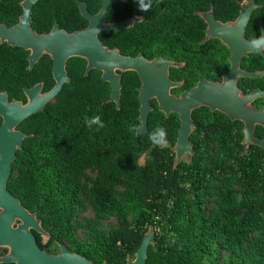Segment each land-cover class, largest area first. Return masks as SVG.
<instances>
[{"label": "trees", "instance_id": "16d2710c", "mask_svg": "<svg viewBox=\"0 0 264 264\" xmlns=\"http://www.w3.org/2000/svg\"><path fill=\"white\" fill-rule=\"evenodd\" d=\"M21 0H0V22L15 24ZM96 13L102 0H80ZM240 0H120L109 5L106 21L138 15L131 27L98 34L102 44L121 54H143L147 59L163 57L183 63L169 69L173 81L182 80L178 94L202 78L220 80L229 68V53L217 39L200 44L205 23L198 10L213 8L220 21L233 20ZM245 28L252 40L264 24V0H254ZM149 4L147 11L140 3ZM31 27L47 32L54 22L68 32L87 25L73 0H38L32 6ZM27 51L0 43V91L8 99L24 101L23 88L41 82L42 91L53 85L51 60L42 55L27 70ZM241 67L264 69L263 54L251 53ZM69 81L42 111L24 119L18 129L27 135L16 151L7 180L8 191L29 211L41 218L45 229L70 251L94 264H124L132 256L144 232L153 226L155 245L147 248L146 264H264V149L251 145L244 150L242 124L218 111L198 107L191 113L196 127L189 136L193 146L190 162L173 168L171 146L176 140L179 119L165 116L150 101L147 131L136 135L139 101L135 72L121 73L120 108L107 102L110 87L98 70L84 75L85 61H66ZM244 93L264 90L261 78H239ZM263 100H254L261 107ZM98 115L104 127H87L85 117ZM156 127H163L166 142L149 140ZM134 129L130 131L129 129ZM256 137L264 128L256 126ZM142 158V162L139 159ZM89 172L94 173L90 176ZM88 201L94 219L88 220L90 241L75 237V217ZM115 216L116 226L98 229L101 219ZM4 250L0 248V254ZM12 264V263H10Z\"/></svg>", "mask_w": 264, "mask_h": 264}, {"label": "water", "instance_id": "95a60500", "mask_svg": "<svg viewBox=\"0 0 264 264\" xmlns=\"http://www.w3.org/2000/svg\"><path fill=\"white\" fill-rule=\"evenodd\" d=\"M37 1H20L21 14L15 24L8 26L0 22V43L18 46L27 51V70H31L42 55H47L52 63L51 74L54 81L53 86L45 92L41 91V82L32 87H24V103L15 99L8 101L7 92H0V248L6 249L4 254H0V264H94L80 254L68 252L62 244L60 253L56 255L41 250L31 232L33 229L44 233L40 221L36 214L28 211L6 187L16 151L22 148L23 140L32 135L17 130L16 126L27 117L42 111L69 81L65 65L71 57H79L85 61L84 75L93 69L100 72L101 80L110 87L106 101L115 103L117 109L120 108L121 73L132 71L137 74L140 83L136 87L139 101V127L136 135H143L147 131V117L152 110L151 100L156 102L157 109L165 116L170 113L177 114L179 127L176 140L170 148L173 152V168L181 161L192 160L194 152L189 136L196 125L191 113L201 106L242 123L245 151H248L251 145L264 149V138L254 134L256 126L264 128V104L260 108L252 105L255 99L264 100V90L254 88L244 93L237 84L239 78L264 76V69L249 71L240 66L241 60L249 54H263L264 51L253 48L251 40L245 36V28L252 11L260 7L254 0L238 1L237 16L224 22L215 18L212 7L194 12L205 23L204 36L199 43L217 39L229 53V68L221 75L220 80L202 78L193 87L177 95L172 90L179 88L183 82L173 81L169 76V69L180 67L183 63L161 56L147 59L141 53L135 56L124 55L118 48H109L102 44L98 36L100 32H117L142 19L141 16L132 15L115 22L106 21L107 7L120 0H102L96 13H90L84 2L73 0L87 25L68 32L55 22L49 31L43 33H38L31 27L32 6ZM259 26L260 34L256 38L264 36L262 21ZM155 242L153 226L149 225L134 252V257L126 255V264H146L147 248L149 245H155Z\"/></svg>", "mask_w": 264, "mask_h": 264}, {"label": "rangeland", "instance_id": "374dc122", "mask_svg": "<svg viewBox=\"0 0 264 264\" xmlns=\"http://www.w3.org/2000/svg\"><path fill=\"white\" fill-rule=\"evenodd\" d=\"M139 162H142V158L139 159ZM90 176H93L94 173L89 172ZM85 208L82 211H79L75 217V237L78 241L80 242H87L90 241V238L88 237V228H87V223L88 220L94 219V212L92 210L91 205L89 204L88 201H84ZM117 220L115 216H110L105 219H101L98 222V229L101 231H108L112 227L116 226ZM226 252H222L218 254L217 259L218 263L220 264L222 262V258L226 256ZM133 257V255L131 256Z\"/></svg>", "mask_w": 264, "mask_h": 264}, {"label": "flooded vegetation", "instance_id": "af4514ba", "mask_svg": "<svg viewBox=\"0 0 264 264\" xmlns=\"http://www.w3.org/2000/svg\"><path fill=\"white\" fill-rule=\"evenodd\" d=\"M19 17V16H18ZM55 23V22H54ZM260 27V26H259ZM50 30V29H49ZM48 30V31H49ZM139 54V53H138ZM241 64V63H240ZM51 66H52V63H51ZM241 66V65H240ZM244 69V68H243ZM52 75V74H51ZM183 82V81H182ZM39 83V82H38ZM53 84H54V81H53ZM53 86V85H52ZM185 90V89H184ZM41 91H42V89H41ZM183 91V90H182ZM1 92V91H0ZM42 92H45V91H42ZM180 93V92H179ZM178 93V94H179ZM175 94V93H174ZM177 95V94H176ZM7 99H8V95H7ZM260 99H262V98H260ZM11 100H13V99H8V101H11ZM16 100V99H15ZM256 100V99H255ZM263 100V99H262ZM23 103L25 102V97H24V101L23 100H21ZM254 102V101H253ZM253 102H252V105H253ZM263 104H264V100H263ZM262 104V105H263ZM254 106V105H253ZM255 107V106H254ZM255 108H260V107H255ZM1 117H0V125H1ZM22 122V121H21ZM20 122V123H21ZM20 123L16 126V129L17 130H19V131H21L20 129H18V126L20 125ZM242 124V123H241ZM22 132V131H21ZM24 133V132H23ZM28 210V209H27ZM29 211V210H28ZM31 212V211H30ZM32 213H35V212H32ZM36 214V213H35ZM36 218L40 221V225H41V227H42V229H43V231H44V233H42V232H38V231H36V230H33V229H31V232H32V234H33V236H34V239H35V242H36V244H37V246L41 249V250H43V251H45L46 253H48V254H53V255H56V254H59L60 253V251H61V247H60V245L62 244L65 248H66V250L68 251V252H73V251H70V249H69V244L66 242V241H58V240H56V239H54L51 235H50V233L45 229V227H44V225H43V223H42V220H41V218H39V217H37V215H36ZM1 249H3L4 250V253L6 252V249H4V248H1ZM4 253H2V254H4ZM130 258H133L134 257V255H133V257H131V256H129ZM104 262V261H103ZM101 264V263H100ZM107 264H109V263H107ZM124 264H126V260H125V262H124Z\"/></svg>", "mask_w": 264, "mask_h": 264}, {"label": "clouds", "instance_id": "9594fccd", "mask_svg": "<svg viewBox=\"0 0 264 264\" xmlns=\"http://www.w3.org/2000/svg\"><path fill=\"white\" fill-rule=\"evenodd\" d=\"M149 4L140 3V10L147 11ZM251 46L255 49H264V36L259 38H253L251 41ZM87 127L92 128L95 126L96 129H100L104 127L103 122L100 120L98 115H92L91 117H85L84 120ZM130 131L134 129L130 128ZM149 140L154 145H161L166 142V132L163 127H156L149 135Z\"/></svg>", "mask_w": 264, "mask_h": 264}]
</instances>
